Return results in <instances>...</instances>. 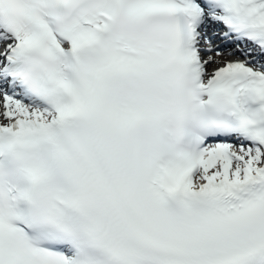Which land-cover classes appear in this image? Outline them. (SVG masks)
<instances>
[{"label":"snow or ice","instance_id":"1","mask_svg":"<svg viewBox=\"0 0 264 264\" xmlns=\"http://www.w3.org/2000/svg\"><path fill=\"white\" fill-rule=\"evenodd\" d=\"M0 264H264V0H0Z\"/></svg>","mask_w":264,"mask_h":264},{"label":"bare ground","instance_id":"2","mask_svg":"<svg viewBox=\"0 0 264 264\" xmlns=\"http://www.w3.org/2000/svg\"><path fill=\"white\" fill-rule=\"evenodd\" d=\"M214 26H215V25H214ZM214 26H212V27H214ZM216 42H217V43H220L219 37L216 38ZM231 58H232V59H235V57H231Z\"/></svg>","mask_w":264,"mask_h":264}]
</instances>
